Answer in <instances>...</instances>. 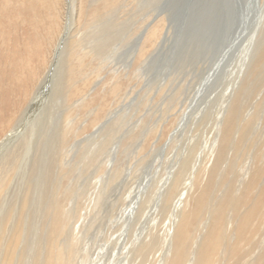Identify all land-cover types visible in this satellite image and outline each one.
Returning a JSON list of instances; mask_svg holds the SVG:
<instances>
[{"label": "rangeland", "instance_id": "1", "mask_svg": "<svg viewBox=\"0 0 264 264\" xmlns=\"http://www.w3.org/2000/svg\"><path fill=\"white\" fill-rule=\"evenodd\" d=\"M167 1L150 0L147 11L151 21L148 19V22L156 25L163 21L164 33L161 31L157 41L150 45L152 49L148 60L139 66L131 64L137 37L136 33L133 36L135 24H132L135 21L130 19L132 13L127 1L117 0L116 6L109 12L110 19H106L108 22L115 19L112 32H108L113 41H109L108 49L101 58L104 70L96 80L104 84L110 76H123L126 81L134 74L135 78L127 83L122 102L111 111L109 121L112 119L120 126L116 137L107 143L105 140L108 138H102L103 131L108 134L109 122L74 139L67 151V165L73 164L79 168L78 162L83 151L87 158L85 163L91 165L92 159L97 158L98 162L100 159L99 163L105 165L101 176L97 174V165L89 169L87 176L77 186V196L70 203L71 207L79 204L86 210H90L96 203L99 205V210L96 208L94 213L89 214L86 234L79 237L78 264H128L124 263L128 254V262L135 264V258L136 264H139L141 261L132 250L152 239L160 244L155 252L150 253L145 264H162L159 258L161 248L166 241H171V223L183 209L182 192L188 187L189 180L193 179V173L202 171L205 182L207 171L210 170L205 169V166L213 165L222 137V124L232 110L231 105L247 84L253 100L264 97L263 76L260 79L253 75L257 69L259 53L264 51V0H233L235 6L230 1L233 7L227 35L223 36L218 46L208 41L204 30L205 24L210 21L206 20L210 10L203 13L205 23L202 24L204 29H201V33L189 35L184 32V36L178 38L173 23L175 11L163 8ZM76 2V32L73 31L72 38L77 37L71 39V43L80 42L79 45L88 52V48L93 46L90 44L92 34L106 28L105 22H99L102 24L98 25V29L91 26L88 15L91 8L95 7L92 0ZM210 3V0H204V7ZM104 4L98 2V8H104ZM65 5L64 0H0V134L13 122V116L24 107L48 69L54 46L64 29L67 15ZM237 5L243 6V22H240V16L236 14ZM136 14L135 19L141 20V13ZM187 29L185 27L184 31ZM108 34H105L106 37H109ZM263 65L260 67L264 72ZM82 75H85V71ZM203 82L210 83L202 88ZM100 84L97 87H102ZM48 91L50 93L45 92L35 112L31 114L32 118L29 117L24 123L26 131L20 140L29 136L33 119L36 137L41 131L42 137L49 127L47 124L56 123L63 112L65 117V104L59 102L56 104L55 122H52L51 88ZM52 110L54 113V108ZM11 129H5L4 132L8 133ZM149 134L151 137L147 139ZM132 136L135 137L133 141ZM38 141L40 143V138ZM105 143L106 149L100 156V146ZM78 168L76 174L80 175L82 169ZM116 171L121 172V175L113 180ZM11 181L14 183V177ZM175 185L179 187V194L173 205L170 203L166 210L165 196ZM12 186L10 184V188ZM132 206L134 210L129 214H133V217L127 213Z\"/></svg>", "mask_w": 264, "mask_h": 264}, {"label": "bare ground", "instance_id": "2", "mask_svg": "<svg viewBox=\"0 0 264 264\" xmlns=\"http://www.w3.org/2000/svg\"><path fill=\"white\" fill-rule=\"evenodd\" d=\"M64 1L65 8L67 7L65 25L57 45L54 46L49 67L24 107H20V111L13 116V122L5 128L12 129L8 133L4 129L0 134L1 138L7 133L0 141V264H78L79 237L86 232L89 214L94 213L99 205L96 203L92 208L87 206L90 210H86L79 204L71 207L70 203L77 196V186L87 172L89 173V169L97 165V174L101 176L105 165L99 163L100 159L98 162L97 158L92 159L91 165L85 163L87 158L83 151L78 162L82 174L77 175L78 167L66 163L67 151L74 139L83 137L109 122L111 124L109 123L108 134L103 131L102 138H108L105 140L107 143L116 137L120 126L118 127V122L111 121L112 119L109 121L111 111L122 102L127 83L135 78L134 74L126 81L123 76H110L104 84L96 80L104 70L101 58L108 49L109 41L113 39L108 32H112L115 19L112 22L106 19H110L109 12L116 6L117 0H92L95 7L91 6L90 11L88 9L91 26L98 29V25L105 22L106 28L92 34V41L89 42L93 46L87 47L88 52L79 45L80 42L71 43V39L77 37L72 38V33L76 32L74 27L77 2ZM125 1L132 13L130 19L135 21L132 24H135L132 29L133 36L136 33L137 37L131 64L139 66L148 60L152 49L150 45L157 41L165 23L161 21L153 25V22H148L150 0ZM98 2L105 3L104 8H98ZM138 12L141 13V20L135 19ZM79 13L81 16V12ZM106 33L110 36L106 37ZM263 64L264 51H261L256 62L257 69L253 71L255 77L263 76L264 79V72L260 67ZM84 71L85 75H82ZM98 84L102 87H97ZM50 88V101L52 109L54 108V113L51 109L52 122H55L59 102L65 104V117L63 118L62 110L63 113L60 112L61 116L56 123L47 124L49 127L42 137V131L36 137L33 119L29 136L20 140L26 131L24 123L35 112ZM249 90L247 84L240 92L241 95L231 103L232 110L222 124L224 127L217 155L216 151L213 152L216 156L213 165L205 166V169L210 168L205 182L203 183L205 175L202 171L193 173V179L189 180L188 187L182 192L183 209L175 216L177 222L174 220L171 223V241L164 242L161 248L159 258L162 264H264V97L253 100ZM132 137L131 141L135 140ZM150 137L149 134L147 139ZM106 143L100 146V156L106 149ZM259 147V151H256ZM120 175L121 172H114L113 180ZM13 177L14 183L11 181ZM10 184L13 188H10ZM178 189V185H175L165 196L166 210L177 198ZM132 210L133 206L127 213ZM152 240L143 242L137 249L132 250L141 261L139 264H145L148 257L156 251L159 242ZM127 256L130 257L129 254ZM127 256V262L124 263L129 264ZM133 260L131 261L136 264L135 258Z\"/></svg>", "mask_w": 264, "mask_h": 264}, {"label": "water", "instance_id": "3", "mask_svg": "<svg viewBox=\"0 0 264 264\" xmlns=\"http://www.w3.org/2000/svg\"><path fill=\"white\" fill-rule=\"evenodd\" d=\"M210 1L211 3L206 8L204 7V0H168L166 2L163 7L164 10L175 11L173 14V23L175 24L177 30L176 37H183L184 32H187L189 35L201 33L200 31L203 28V23H205L203 13L205 10H210L208 14H206V20L210 21L205 24V29H203L208 36V41L215 42L217 46L220 44L223 36L227 35L226 30H228L227 26L229 25L232 15L231 8L233 6L231 2L233 3V0H231V2L230 0ZM235 11L236 14L240 16L241 22L245 13L243 11V6L239 5ZM185 27L188 28L186 31H184ZM218 49L220 50V47H218ZM209 83L210 82H203L202 88H206Z\"/></svg>", "mask_w": 264, "mask_h": 264}]
</instances>
